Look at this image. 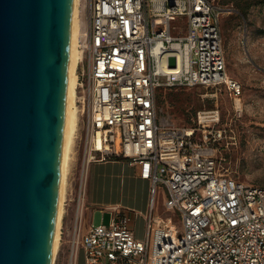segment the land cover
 <instances>
[{
    "label": "built area",
    "instance_id": "2783aa9c",
    "mask_svg": "<svg viewBox=\"0 0 264 264\" xmlns=\"http://www.w3.org/2000/svg\"><path fill=\"white\" fill-rule=\"evenodd\" d=\"M78 5L75 90L82 132L76 133L81 160L74 193L70 188L75 221L88 165L117 157L138 164V175L150 181L152 204L157 187L165 188V206L182 229L169 219L152 220L149 212L148 235L140 239L113 206L107 222L101 217L81 238L74 232L69 264L80 246L84 264H264V185L223 165L219 108L199 109L189 125H178L157 103L162 85H204L225 88L241 113L242 86L226 72L219 25L220 15L235 9L215 0ZM176 19L180 24H171Z\"/></svg>",
    "mask_w": 264,
    "mask_h": 264
},
{
    "label": "water",
    "instance_id": "95a60500",
    "mask_svg": "<svg viewBox=\"0 0 264 264\" xmlns=\"http://www.w3.org/2000/svg\"><path fill=\"white\" fill-rule=\"evenodd\" d=\"M74 0H0V264H53Z\"/></svg>",
    "mask_w": 264,
    "mask_h": 264
},
{
    "label": "rangeland",
    "instance_id": "374dc122",
    "mask_svg": "<svg viewBox=\"0 0 264 264\" xmlns=\"http://www.w3.org/2000/svg\"><path fill=\"white\" fill-rule=\"evenodd\" d=\"M221 5L233 7V12L221 14L219 25L225 52L226 72L236 78L242 86V111L236 114L234 100L225 88L216 89L211 86H160L157 89L158 106L166 110L178 125H189L195 112L217 106L220 112L219 126L226 128L224 146L220 153L225 159L223 165L240 179L264 185V0H242L250 2L245 13H241L235 6L236 0H215ZM79 17V5H78ZM180 20H172L171 24H180ZM78 120L73 135V142L68 151V164L64 188L63 211L59 230L63 221L65 203L69 226L73 223L76 202L73 196L74 185L78 175L80 155L78 138L82 132V118L80 105L74 99ZM70 154V155H69ZM85 201L81 207L83 215L89 217L92 224L102 220L108 221V206L117 204L118 207L137 209L143 205V200L134 201L131 196L110 188L97 189L91 184V173L87 168ZM73 185V193L70 188ZM99 198L93 203L90 196ZM88 196V198L86 197ZM166 191L162 186L157 187L153 204L149 205V212L154 216L160 215L169 219L181 231L182 226L174 209L165 206ZM100 208L104 209L101 213ZM60 231L53 264H68V246L62 245L60 250ZM60 256V257H58ZM64 261L59 263V259ZM67 259V261H66Z\"/></svg>",
    "mask_w": 264,
    "mask_h": 264
},
{
    "label": "crops",
    "instance_id": "0c3cea01",
    "mask_svg": "<svg viewBox=\"0 0 264 264\" xmlns=\"http://www.w3.org/2000/svg\"><path fill=\"white\" fill-rule=\"evenodd\" d=\"M88 167L91 173V184L93 188L105 189L108 187L112 190L120 191V194L125 193L127 196H131L134 201H137L138 199L140 201L143 200V205L139 206L138 210L133 208L118 207L117 204L109 205L108 210H110L113 206L117 207L121 213L129 217V227L134 236L140 239L145 238L149 231V221L147 220V215L149 213V205L151 203L149 192L150 181L148 179H143L138 175V164H130L126 159L114 157L105 161L91 162ZM87 178L89 180L90 176ZM86 197L88 198V196ZM90 199H92L94 204L99 201V198L95 196V193L94 196L93 194L90 196ZM67 204L68 202L65 203L63 221L60 228V250L62 245L67 244V259L69 264L71 240L74 232H76L79 238H81L91 226L92 221L89 220V217H85L83 212L81 213V209L77 221H75V212L73 223L69 226L68 221L66 222ZM151 215L152 220L157 218L167 219L160 215L154 216L152 213ZM62 258L63 259H59V263L64 261L65 257ZM75 264H84V252L81 246L78 249Z\"/></svg>",
    "mask_w": 264,
    "mask_h": 264
},
{
    "label": "bare ground",
    "instance_id": "6f19581e",
    "mask_svg": "<svg viewBox=\"0 0 264 264\" xmlns=\"http://www.w3.org/2000/svg\"><path fill=\"white\" fill-rule=\"evenodd\" d=\"M80 0H74L73 4V14H72V31L70 40V59L68 68V84H67V103H66V114H65V125H64V138H63V148H62V161H61V180L59 188V203L56 218V231L53 244V257L58 245L59 239V226L61 215L63 211V199H64V188H65V178L67 172L68 164V151L71 148L73 142V135L76 129L78 114L76 111V105L74 99L76 96V64L78 57L80 55L79 49L77 47V37L80 26V21L78 18V3ZM70 155V154H69Z\"/></svg>",
    "mask_w": 264,
    "mask_h": 264
},
{
    "label": "trees",
    "instance_id": "16d2710c",
    "mask_svg": "<svg viewBox=\"0 0 264 264\" xmlns=\"http://www.w3.org/2000/svg\"><path fill=\"white\" fill-rule=\"evenodd\" d=\"M235 6L240 10L241 13H245L247 8L250 6V2L246 1L243 2L242 0H236L235 2Z\"/></svg>",
    "mask_w": 264,
    "mask_h": 264
}]
</instances>
